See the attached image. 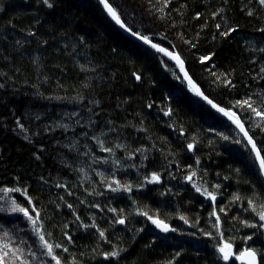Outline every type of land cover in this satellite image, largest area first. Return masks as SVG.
<instances>
[{
    "label": "trees",
    "instance_id": "obj_1",
    "mask_svg": "<svg viewBox=\"0 0 264 264\" xmlns=\"http://www.w3.org/2000/svg\"><path fill=\"white\" fill-rule=\"evenodd\" d=\"M109 2L133 30L178 52L204 92L240 114L264 154V122L237 105L250 98L264 111L259 0ZM203 56L212 58L202 63ZM153 172L159 183L149 182ZM115 181L132 191L113 192L108 185L117 187ZM4 188L27 189L26 195L0 191V237L7 230L31 264L55 261L24 215L7 210L13 201L33 218L38 212L45 239L68 249H55L62 264H238L219 259L216 248L224 242L238 253L264 252V222L248 206V199L264 201L250 147L196 98L174 62L124 35L97 0H0ZM157 218L175 231H159ZM244 220L258 227H245ZM113 250L119 257L101 255Z\"/></svg>",
    "mask_w": 264,
    "mask_h": 264
},
{
    "label": "snow or ice",
    "instance_id": "obj_2",
    "mask_svg": "<svg viewBox=\"0 0 264 264\" xmlns=\"http://www.w3.org/2000/svg\"><path fill=\"white\" fill-rule=\"evenodd\" d=\"M101 2L103 3L105 9L108 11L109 15L113 18V20H115V22L117 24H119L121 27H126V25H124V23L122 22L120 16L118 15L117 11L115 8H113V6L108 2V0H101ZM171 0H164L165 5H167L168 3H170ZM44 3H47V0H44ZM259 3L261 5H264V0H259ZM49 7H51V5H48ZM160 11H163V9H160ZM220 25H217V28H219ZM129 32H131L132 30L130 28L127 29ZM231 32L236 31L235 28L230 29ZM261 31H264V29H262ZM134 36H138L140 40L144 41L145 43L151 45L153 48H155L157 51L159 52H163L166 55L170 56L172 59H174L179 65L181 70H183L184 68V61L182 60V58L179 56V54H173L171 52H168L167 49L160 47L159 45L156 44H152V41L147 37V36H139L138 33H132ZM223 35L227 36L229 35V32H225L223 33ZM193 47H195V45H192ZM211 56H203L200 57V61L203 63L204 61H208L211 60ZM262 71H264V69H262ZM185 78L187 79V83L189 88L198 96H202L205 100H208V98L206 96L203 95V93L199 90L198 86L195 84V82L191 79L190 76H188V73L185 72L184 73ZM213 75H215L213 73ZM136 79L139 80L140 76H136ZM217 79H219V77H217ZM225 84L231 85V81L230 80H225L224 81ZM234 87V85H232ZM209 104H212V101L208 100ZM237 105L239 107H247L248 109H250L256 116L261 118V121L264 122V111H260L256 108L253 107L252 102L249 99L243 100V101H237ZM215 108H218V110L220 112H222L225 116L229 117L230 120H232L236 126L239 128V130L243 133L244 137L247 138V142L248 144L251 145V151H253L255 153V158L259 161V168L261 171H264V155L261 154V150L257 147V144L255 142V140L252 138V136L249 135L248 130L244 127V123L239 119V117L236 115L235 112L229 111V110H225L224 108H219L218 105L213 104L212 105ZM149 107H151V105H149ZM171 113V109L168 110V112L165 113V115H168ZM63 126V125H62ZM259 126V125H257ZM22 127V126H21ZM66 127V126H63ZM25 139H27V137H25ZM225 139H227V137H225ZM98 143L101 144L102 146V141L97 140ZM119 147V145H118ZM194 143H189L187 145V149L189 151L194 150ZM106 152H111L112 149L109 148H104L103 149ZM137 151H141L140 149H137ZM146 158V157H145ZM107 161H105L106 163ZM119 161H115L116 165H119ZM197 163H199V161L197 160ZM81 171H83V169H81ZM196 173L193 171L191 176H188L187 179L189 181L192 180V177L195 176ZM150 183H159L160 182V175L158 173L153 172L151 174V177L149 179ZM117 187L113 188L112 184L110 183L108 185L109 188H111V190L113 192H118V191H127V192H131L132 191V187L131 185H121L119 181H115ZM217 188H219V185H216ZM197 192H201L202 189L200 187H196L195 189ZM0 191L4 192L5 194L7 193H11V192H22V194L27 193V189H19V188H4V189H0ZM202 194L205 197L210 198L213 202L216 200V196L208 191L206 188L203 189ZM241 199V197L239 195H235L233 197L234 201H239ZM29 202H31V197H28ZM248 206L249 209L255 213L256 216L259 217V220L261 222H264V201H261L259 204H257L254 199H248ZM68 208H72V205H67ZM97 207H99L97 205ZM8 211L11 212H19L22 213L24 215V217L30 222L31 226H32V230L34 233H36L39 237L40 243H41V247L45 250L44 255L51 257V259L53 261H55V264H62V260L60 257H58L57 255H55V249L56 248H62L63 246L60 244H55L53 245L52 243H49L47 239H45V235L42 231L43 225H39L37 226V220L39 219V213H36V218H33L32 214L29 212L28 208L22 207L19 204H17L15 201H13L12 206L7 209ZM248 209H245V211H247ZM110 211L115 212L116 209H110ZM221 211H224V209H221ZM142 215L144 216H148L147 212L142 213ZM210 215H213L216 217L217 220V224L213 225L214 227L217 228V231L220 235V237H223V232L220 231V225H219V221H220V216L218 213H216L215 211L213 213H210ZM149 219H152V217H148ZM77 219H79V217H77ZM181 219H185L184 217H181ZM152 222L158 227L160 228L163 232H168V231H175V229H170L169 226L167 224H165L163 221L160 220H152ZM116 223L119 224H125V220L124 219H118L116 221ZM243 225L245 227L248 228H257L258 225L256 223H249V221L244 220L242 221ZM93 227L95 225H92ZM85 228L89 227V225H84ZM260 228H264V223L259 224ZM206 235H211V233H206ZM99 236L101 239H107V237L105 236V232L104 231H100L99 232ZM9 237V233L7 230H5L3 232V236L0 237V264H31V261L27 258H25L24 256V251L23 249L19 248V247H14L11 243V240L8 239ZM71 236H68V240L69 242H71ZM246 240H251L252 236H247L245 237ZM232 244L228 243V242H224L220 245L217 246L216 250L219 254V259L227 262L230 259H232L233 257H235V259L240 260L242 262V264H260V260H259V256L264 254V252H260L254 248L251 247H244L243 251H241L239 253V255H236L233 250H232ZM63 251L67 252L68 249L66 247H63ZM32 255L34 256L35 253H32ZM105 259L108 258H117L120 255V250H113L111 252H104L101 254ZM180 253H176V256H179ZM170 264H174V262H170Z\"/></svg>",
    "mask_w": 264,
    "mask_h": 264
},
{
    "label": "water",
    "instance_id": "obj_3",
    "mask_svg": "<svg viewBox=\"0 0 264 264\" xmlns=\"http://www.w3.org/2000/svg\"><path fill=\"white\" fill-rule=\"evenodd\" d=\"M97 1L99 2L100 6L102 7V9H103L104 13L107 15V17L112 21V23H113V24H114V25H115V26H116V27H117V28H118V29H119L124 35L128 36L129 38H131L132 40L138 42L139 44H141V45H143V46H145V47H147V48H149V49L155 51L156 53H158V54H160V55H162V56H164V57L170 59L172 62H174V63L178 66V68L180 69L181 76H182V78L184 79V81L186 82V84L188 85V83H187V79L185 78V75H184V73L187 72V73H188V76H190L191 79L195 82V84L198 86L199 90L203 93V95L206 96V97L208 98V100L212 101V104H209V103H208V100H205L202 96H198V95H196V94L190 89V90L193 92V94L196 96V98L199 99L200 101H202L203 103H205V104H206L211 110H213L215 113H217L220 117H222L223 119H225V120L229 121L230 123H232V124H233V125L239 130V128L236 126V124H235L232 120H230L229 117L225 116L222 112H220V111L218 110V108H215V107H213L212 105L215 104V105H218L219 108H224L225 110H229V111L235 112L236 115L239 117V119L244 123V127L248 130L249 135L252 136V138L255 140V142H256V144H257V147L261 150V148L259 147V145H258L256 139L254 138V136H253V135L251 134V132L249 131V129H248L247 125L245 124V122L242 120L240 114L237 113L236 111L230 109V108H227V107L223 106L222 104H220V103H218L217 101H215V100H213L212 98H210V97L204 92V90H203V88L201 87V85H200L198 82H196V80L193 78V76L191 75V73H190L189 70H188V67H187V63H186V61L184 60V58H183L178 52H176V51H174V50H172V49L166 47L165 45H163V44L160 43V42H157V41H155V40L149 38V39L152 41V44L159 45L160 47L167 49L168 52H171V53H173L174 55H175V54H179V56H180V57L182 58V60L184 61V68H183V70H181L180 65H179L174 59H172L170 56L166 55V54L163 53V52H159V51H157V50H156L155 48H153L151 45H149V44L145 43L144 41L140 40L138 36H134L132 33H138V32L135 31V30H133L129 25H127L121 17H120V18H121L122 22L124 23V25H126V27H121L119 24H117V23L115 22V20H113V18L109 15L108 11L105 9V7H104L103 3L101 2V0H97ZM108 2H109V0H108ZM109 3H110V2H109ZM128 28H130L132 31L129 32V31L127 30ZM138 34H139V33H138ZM139 36H144V35L139 34ZM188 87H189V86H188ZM239 131H240V130H239ZM240 132H241V131H240ZM241 135L243 136V138H244L245 141L247 142V138L244 137V135H243L242 132H241ZM247 144H248V142H247ZM248 145H249V147H250V149H251V145H250V144H248ZM252 152H253V151H252ZM253 154H254V157H255V153H254V152H253ZM261 154L264 155L263 152H262V150H261ZM255 159H256V158H255ZM256 162H257V165H258V167H259V161H258L257 159H256ZM259 169H260V168H259ZM260 171H261V170H260ZM261 173H262V176H263V178H264V171H261ZM160 181H161V178H160ZM156 220H160V219H156ZM160 221H163V220H160ZM163 222H164V221H163ZM164 223L167 224V225L169 226L170 229H174L170 224H168V223H166V222H164ZM156 228H157L159 231H162V230H161L160 228H158L157 226H156ZM162 232H163V231H162ZM168 232H172V231L170 230V231H168ZM168 232H165V233H168ZM232 246H233V245H232ZM232 250H233V252H234L236 255H239V253H237V251L235 250L234 246L232 247ZM232 260H235L238 264H242V262H241L240 260L235 259V257H233L232 259H230V260L227 261V262H230V261H232ZM259 260H260V256H259ZM260 264H261V260H260Z\"/></svg>",
    "mask_w": 264,
    "mask_h": 264
},
{
    "label": "bare ground",
    "instance_id": "obj_4",
    "mask_svg": "<svg viewBox=\"0 0 264 264\" xmlns=\"http://www.w3.org/2000/svg\"><path fill=\"white\" fill-rule=\"evenodd\" d=\"M194 78V77H193ZM197 82V81H196ZM186 83V82H185ZM188 86V85H187ZM202 102V101H201ZM203 103V102H202ZM203 104H205V103H203ZM206 105V104H205ZM207 106V105H206ZM224 106V105H223ZM208 107V106H207ZM226 107V106H225ZM228 108V107H227ZM208 109L209 110H211L209 107H208ZM231 109V108H230ZM233 110V109H232ZM217 117H219V118H221V119H223L222 117H220L217 113H215L213 110H211ZM235 111V110H234ZM242 118V117H241ZM224 121H226V122H228V123H230L229 121H227V120H225V119H223ZM243 120V119H242ZM244 121V120H243ZM230 124H232V123H230ZM246 124V123H245ZM233 125V124H232ZM234 126V125H233ZM235 127V126H234ZM236 128V127H235ZM237 129V128H236ZM238 130V129H237ZM239 131V130H238ZM239 133L241 134V132L239 131ZM242 136V135H241ZM243 137V136H242ZM245 140V139H244ZM247 143V142H246ZM249 146V145H248ZM209 201H212L210 198H208V197H206ZM158 219V218H157ZM156 220V219H155ZM165 222V221H164ZM167 223V222H166ZM168 224H170V223H168ZM123 225V224H122ZM171 225V224H170ZM156 226V225H155Z\"/></svg>",
    "mask_w": 264,
    "mask_h": 264
}]
</instances>
